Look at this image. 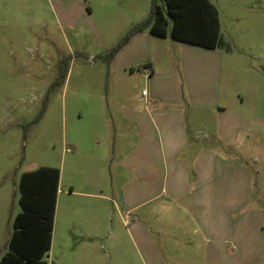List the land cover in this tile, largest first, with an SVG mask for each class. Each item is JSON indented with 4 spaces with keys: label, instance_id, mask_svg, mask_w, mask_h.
I'll list each match as a JSON object with an SVG mask.
<instances>
[{
    "label": "crops",
    "instance_id": "obj_1",
    "mask_svg": "<svg viewBox=\"0 0 264 264\" xmlns=\"http://www.w3.org/2000/svg\"><path fill=\"white\" fill-rule=\"evenodd\" d=\"M18 3L21 0H0V60L21 54L14 37L5 42L4 33L7 28L30 24L31 9L20 10ZM52 8L60 26L73 28L76 19L66 9L60 4ZM219 38L214 48H207L174 40L169 33L153 35L146 27L107 60L104 53L99 54L107 61L110 79L126 68L146 65L150 69L146 94H136V101L120 109L121 121L113 114L107 118L115 129L117 123L131 127L124 131V138H105L98 131L94 144L89 149L80 146L82 150L79 141L72 140L86 159L90 175L80 176L77 163L75 180L63 182L59 170L51 243L44 256L47 264L102 263L99 243L103 240L112 246L114 242V237H102L109 216L112 226L108 201L113 197L121 225L136 248L135 264H146L141 246L147 256L148 229L142 224L157 217L190 222L193 233L208 240L207 264H244L245 249L250 248L244 249V239H238L250 221H255L256 235L264 241L262 213L245 210L264 190V162L263 169L259 164L264 158V80L251 66L243 68V74L230 67L231 57L226 54L231 53L230 47L221 49L220 23ZM223 64L231 69L229 87L223 83ZM248 154L250 167L244 159ZM55 233L58 262L48 260ZM257 258L259 263L262 256ZM117 262L115 257L112 264Z\"/></svg>",
    "mask_w": 264,
    "mask_h": 264
},
{
    "label": "rangeland",
    "instance_id": "obj_2",
    "mask_svg": "<svg viewBox=\"0 0 264 264\" xmlns=\"http://www.w3.org/2000/svg\"><path fill=\"white\" fill-rule=\"evenodd\" d=\"M211 1L218 11L223 41L221 49L224 51L225 47H230L231 53H226L231 57L230 67L243 74V68L251 66L261 76L262 82L264 0ZM151 2L21 0L18 3L20 10L31 9L32 14L27 16L30 24L16 25V30L12 27L4 31L7 35L5 42L14 37L21 54L16 58L13 53L5 54L7 57L0 60V249L11 231L14 215L20 210L18 181L22 171L40 165H56L62 169L63 182L75 180V165L78 163L82 169L78 172L80 176L86 175L88 167L84 166L86 159L78 153L73 139L79 141V149H89L98 131L105 138H124V131L131 129L123 127L120 122L115 129L107 118L113 114L121 121L118 117L120 109L128 102L136 101V94L147 89L142 66L116 72L110 79L107 61H103L99 54L106 55L131 25L147 18ZM155 2L164 12L163 1ZM58 4L67 10L73 21L76 19L73 28L59 25L52 8ZM21 19L22 16L16 21ZM105 55L103 59L107 60ZM225 65L222 66V74L223 83L227 86L232 75L228 74L231 69ZM258 84L260 86V82ZM250 158V154L244 158L249 167L252 166ZM263 162L264 158L260 159L262 169ZM254 193H259V190H254ZM261 194V198L251 200L245 210H260L264 219V190ZM108 205L112 226L109 216L102 229V237L106 236L108 240L114 237V242L112 246L103 240L99 243L103 249V252L99 251L102 252L101 264H112L115 257L119 261L117 264H135L137 256L133 250L136 248L121 225L116 199L109 198ZM168 211V208L163 210L164 216ZM175 221L167 216L163 221L157 217L142 224L148 229L147 256L141 246L146 264H207L205 249L208 240L201 234H194V226L190 222ZM250 222L244 236L238 239L239 242L244 239V249L245 246L250 248L245 249L244 264H262L264 241L256 235L255 221ZM57 236L55 233L53 255L49 261L61 260ZM104 249L108 250L107 254H103ZM258 255L262 256L259 263L256 262Z\"/></svg>",
    "mask_w": 264,
    "mask_h": 264
},
{
    "label": "trees",
    "instance_id": "obj_3",
    "mask_svg": "<svg viewBox=\"0 0 264 264\" xmlns=\"http://www.w3.org/2000/svg\"><path fill=\"white\" fill-rule=\"evenodd\" d=\"M164 12L152 0L147 18L129 27L105 55L107 58L133 35L148 27L151 34L214 48L219 42L217 8L209 0H162ZM165 13V14H164ZM59 169L40 165L19 176L20 210L11 221L0 264H47L44 259L51 243Z\"/></svg>",
    "mask_w": 264,
    "mask_h": 264
},
{
    "label": "built area",
    "instance_id": "obj_4",
    "mask_svg": "<svg viewBox=\"0 0 264 264\" xmlns=\"http://www.w3.org/2000/svg\"><path fill=\"white\" fill-rule=\"evenodd\" d=\"M90 59H92V58H90ZM141 71H142V73L146 76V77H148L149 76V73H150V69L146 66V65H143L142 67H141ZM146 94V90H142L141 91V95H145Z\"/></svg>",
    "mask_w": 264,
    "mask_h": 264
}]
</instances>
